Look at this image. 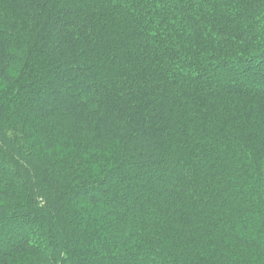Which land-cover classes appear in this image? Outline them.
<instances>
[{"label": "trees", "instance_id": "obj_1", "mask_svg": "<svg viewBox=\"0 0 264 264\" xmlns=\"http://www.w3.org/2000/svg\"><path fill=\"white\" fill-rule=\"evenodd\" d=\"M0 264H264V0H0Z\"/></svg>", "mask_w": 264, "mask_h": 264}]
</instances>
